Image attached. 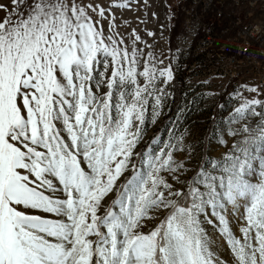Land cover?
<instances>
[{
  "label": "snow or ice",
  "instance_id": "1",
  "mask_svg": "<svg viewBox=\"0 0 264 264\" xmlns=\"http://www.w3.org/2000/svg\"><path fill=\"white\" fill-rule=\"evenodd\" d=\"M141 5L0 0V264H264V88L145 142L176 69L118 31Z\"/></svg>",
  "mask_w": 264,
  "mask_h": 264
},
{
  "label": "built area",
  "instance_id": "2",
  "mask_svg": "<svg viewBox=\"0 0 264 264\" xmlns=\"http://www.w3.org/2000/svg\"><path fill=\"white\" fill-rule=\"evenodd\" d=\"M179 10L185 73L250 79L264 88V0H182Z\"/></svg>",
  "mask_w": 264,
  "mask_h": 264
},
{
  "label": "rangeland",
  "instance_id": "3",
  "mask_svg": "<svg viewBox=\"0 0 264 264\" xmlns=\"http://www.w3.org/2000/svg\"><path fill=\"white\" fill-rule=\"evenodd\" d=\"M181 1L148 0L150 4L148 8L141 5L139 8L124 11L122 14L117 10V24L120 25L118 31L124 35L126 42L130 44L131 37L129 34L135 30L147 44L153 47L157 55L163 54L160 58L164 59L166 65L171 61L173 68H178L180 66V60L183 59V50L179 47V35L184 30L179 10ZM153 13L156 15L153 16ZM125 21L128 23L125 24ZM148 32H153L155 35L148 36ZM140 47L143 48V45H140ZM195 76V71L185 73L181 99L182 96H186L188 100L201 96L206 97L200 104V108L191 112L186 120V123L192 126L193 132L197 136L204 132L213 114H226L230 109L238 106L240 103L238 98L239 94L248 98L254 95L245 91L242 86H258L257 81L244 78L234 79L232 77L222 76L194 78ZM170 99L157 124L149 128L145 136V142L148 139L151 140L158 132H161L162 126L166 129V122L176 116L175 111L171 118L163 122L169 110ZM163 135H166V131L162 133ZM142 145L139 146L138 151ZM220 151H223V149L221 148Z\"/></svg>",
  "mask_w": 264,
  "mask_h": 264
},
{
  "label": "trees",
  "instance_id": "4",
  "mask_svg": "<svg viewBox=\"0 0 264 264\" xmlns=\"http://www.w3.org/2000/svg\"><path fill=\"white\" fill-rule=\"evenodd\" d=\"M185 67H183V68L182 67L174 68V69H176L174 87L170 86V91L173 92L174 95L170 99L169 110H168L167 116L163 119V122H166V120L168 118H171L174 115V113H175V111L177 109V106L181 102V94H182V90H183V78L185 76ZM209 123H210V121L208 122V125H207L206 129L208 128ZM149 140L150 139H148L147 141H149ZM143 147H145V144H143L140 147V149L143 148Z\"/></svg>",
  "mask_w": 264,
  "mask_h": 264
}]
</instances>
